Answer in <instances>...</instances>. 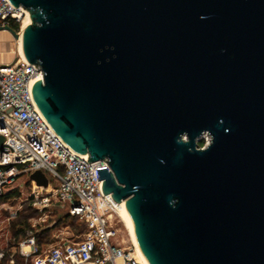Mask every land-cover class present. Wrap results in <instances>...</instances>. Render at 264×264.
I'll return each instance as SVG.
<instances>
[{
    "label": "water",
    "instance_id": "95a60500",
    "mask_svg": "<svg viewBox=\"0 0 264 264\" xmlns=\"http://www.w3.org/2000/svg\"><path fill=\"white\" fill-rule=\"evenodd\" d=\"M10 1L30 11L0 30L43 68L36 103L108 158L101 191L149 263L264 264V0Z\"/></svg>",
    "mask_w": 264,
    "mask_h": 264
},
{
    "label": "built area",
    "instance_id": "2783aa9c",
    "mask_svg": "<svg viewBox=\"0 0 264 264\" xmlns=\"http://www.w3.org/2000/svg\"><path fill=\"white\" fill-rule=\"evenodd\" d=\"M26 15L22 5L0 0V26L18 23L23 29ZM20 44L17 39L12 61L0 62V135L4 136L0 151L2 206L10 207L7 206L10 198L3 197L4 186L19 187L20 195L14 196L18 198L25 186L16 184L19 178H29L32 172L41 170L48 185H38L29 179L26 196L29 205L41 211L60 210L84 228L81 238L74 234L45 248L39 246L37 232L30 229L22 239L12 240L14 252L20 254L23 264H144L135 244L125 246L120 242L115 206L101 191L103 179H98L97 168L110 170L108 158L89 161L88 153L74 150L44 117L32 93L35 81L43 79V68L39 62L28 61L20 52ZM202 139H206L205 145L209 143L207 132ZM10 248L9 244L0 243V264L15 261Z\"/></svg>",
    "mask_w": 264,
    "mask_h": 264
},
{
    "label": "rangeland",
    "instance_id": "374dc122",
    "mask_svg": "<svg viewBox=\"0 0 264 264\" xmlns=\"http://www.w3.org/2000/svg\"><path fill=\"white\" fill-rule=\"evenodd\" d=\"M27 18V15L24 17L23 21H25ZM24 23V22H23ZM22 27L20 26L18 31H21ZM10 43L13 48L16 49L17 46V38L14 37L12 34ZM11 55L7 54L6 57H4V62H10L12 61V58H10ZM0 59L2 60V57L0 55ZM204 140V141H203ZM206 139H202L198 141V145L203 146L205 145ZM19 183H25V186L23 187V194H21L20 197L16 199H12L11 201L8 202L7 206H10L9 208H6V205H3L0 208V217L5 220L3 223L4 226L9 227V229L12 232L19 231L26 232L30 229H33L34 232H39L40 229L48 224L49 222H52L55 220L59 214L57 209H54L53 211H41L39 209H36L32 206L29 205V201L26 200V196L28 195V190L30 188V183L24 179V177H20L19 180L16 182V184ZM13 212H16V214H12ZM115 218H116V224L115 227L119 229V240L120 242L125 245V246H130L133 245V240L130 235L129 229L126 226L125 220L123 219L122 215L120 214L119 209L115 206ZM66 230L69 231V233H64V238L68 237L71 235L72 232H75L78 234L79 238L82 237L80 235V232H82L84 226L80 225L75 219L70 218L64 220L62 223ZM57 231L55 229L51 230L50 233L48 234H40L37 237L38 239L40 238L42 241H47V243H53L55 244L57 241H60V237L56 236ZM25 235L22 234V237H20L18 240L22 239ZM59 239V240H58ZM139 255V253H138ZM140 257V255H139ZM20 258V257H19ZM18 258V259H19ZM27 264H30L28 262Z\"/></svg>",
    "mask_w": 264,
    "mask_h": 264
},
{
    "label": "crops",
    "instance_id": "0c3cea01",
    "mask_svg": "<svg viewBox=\"0 0 264 264\" xmlns=\"http://www.w3.org/2000/svg\"><path fill=\"white\" fill-rule=\"evenodd\" d=\"M11 37H12V33L9 32L8 30H0V55L2 57V60L0 59V62H4L3 61L4 57H6L7 54L11 55L10 58H12V59L15 57V54H16L15 50L16 49L13 48L11 43H10ZM24 179H26V181H29V179H31V178L29 176V178L24 177ZM9 198H10L9 201H11L12 199H16V198H14V196L9 197ZM3 202H4V200L0 199V208L2 207ZM58 212H59V214H58L57 218L55 220H53L52 222H49L48 224L43 226L40 229V231H42L44 228H50L47 232L42 233V234H48V233H50L51 230L55 229L57 231L56 236L60 237V235H61L60 241L70 239L76 233L72 232L70 236L64 238L65 237L64 233H66V232L69 233V231L66 230L65 226L62 224L64 222V220L70 219V217L63 212H60V211H58ZM1 220H2V218H0V243H2L3 245L9 244V246L11 247L10 249L13 250L14 260H15L14 262L7 260L3 264H23V259L21 258L20 254H18L17 252H14L15 248L12 247L11 243H12V240H18L20 237H22V234L25 235L24 232H18V231L12 232L9 229V227L4 226L3 222H1ZM37 240H38V244L41 248H45V247H48V246L53 244V243H49V242L47 243V241H44V240L42 241L40 238L39 239L37 238ZM60 241H57L56 243H58Z\"/></svg>",
    "mask_w": 264,
    "mask_h": 264
},
{
    "label": "bare ground",
    "instance_id": "6f19581e",
    "mask_svg": "<svg viewBox=\"0 0 264 264\" xmlns=\"http://www.w3.org/2000/svg\"><path fill=\"white\" fill-rule=\"evenodd\" d=\"M27 10V9H26ZM31 22V16H30V11L27 10V18L26 20L24 21L23 23V28L29 24ZM22 32L19 33V37H18V41L19 43L21 42L22 44ZM21 44H20V52L24 55L23 53V49L21 47ZM107 196L111 199L112 203L114 204V206H116L119 211H120V214L122 215L123 219L125 220V223H126V226L128 227L129 229V232H130V235L132 237V240H133V243L135 244L136 248H137V251L140 255V259L141 261L144 263V264H150L148 259L146 258V256L144 255L143 251L141 250L140 246H139V243L137 241V238H136V235H135V231H134V227H133V223L132 221L130 220L128 214L126 213V210H125V204H124V200L121 201V202H116L115 200H113V198L111 197V194H107Z\"/></svg>",
    "mask_w": 264,
    "mask_h": 264
},
{
    "label": "trees",
    "instance_id": "16d2710c",
    "mask_svg": "<svg viewBox=\"0 0 264 264\" xmlns=\"http://www.w3.org/2000/svg\"><path fill=\"white\" fill-rule=\"evenodd\" d=\"M12 27L15 29H19L20 25L18 23H13ZM18 195H20L19 187L12 186L11 184H7L6 186H4V191H3V197L4 198L18 196ZM49 229L50 228H44L42 231H40V233L38 232L36 234V236L39 237L38 235H40L44 232H47ZM18 232H20V230Z\"/></svg>",
    "mask_w": 264,
    "mask_h": 264
}]
</instances>
